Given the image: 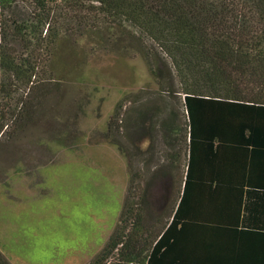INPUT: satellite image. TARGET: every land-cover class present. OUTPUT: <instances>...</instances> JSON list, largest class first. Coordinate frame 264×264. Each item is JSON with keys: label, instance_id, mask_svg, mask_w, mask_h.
Listing matches in <instances>:
<instances>
[{"label": "trees", "instance_id": "16d2710c", "mask_svg": "<svg viewBox=\"0 0 264 264\" xmlns=\"http://www.w3.org/2000/svg\"><path fill=\"white\" fill-rule=\"evenodd\" d=\"M104 28L134 43L157 89L125 96L109 120L130 180L88 264H264V0H0V141L46 92L61 37ZM181 165L158 228L146 177L175 189ZM0 264H12L1 251Z\"/></svg>", "mask_w": 264, "mask_h": 264}, {"label": "rangeland", "instance_id": "374dc122", "mask_svg": "<svg viewBox=\"0 0 264 264\" xmlns=\"http://www.w3.org/2000/svg\"><path fill=\"white\" fill-rule=\"evenodd\" d=\"M50 70L43 96L29 95L31 117L0 141V251L12 264H88L100 253L130 180L126 158L106 138L109 120L125 96L157 89L134 43L113 28L63 35ZM183 171L175 189L169 177H146L158 228L170 219Z\"/></svg>", "mask_w": 264, "mask_h": 264}]
</instances>
